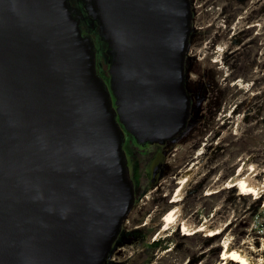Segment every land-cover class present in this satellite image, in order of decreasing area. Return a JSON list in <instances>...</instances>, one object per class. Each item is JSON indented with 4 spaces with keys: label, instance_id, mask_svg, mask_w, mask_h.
I'll use <instances>...</instances> for the list:
<instances>
[{
    "label": "water",
    "instance_id": "95a60500",
    "mask_svg": "<svg viewBox=\"0 0 264 264\" xmlns=\"http://www.w3.org/2000/svg\"><path fill=\"white\" fill-rule=\"evenodd\" d=\"M87 1L116 111L68 0H0V264H103L134 201L119 123L141 144L186 125L189 1Z\"/></svg>",
    "mask_w": 264,
    "mask_h": 264
},
{
    "label": "rangeland",
    "instance_id": "374dc122",
    "mask_svg": "<svg viewBox=\"0 0 264 264\" xmlns=\"http://www.w3.org/2000/svg\"><path fill=\"white\" fill-rule=\"evenodd\" d=\"M191 2L192 4L190 5L189 3V5L192 6L194 12V29L196 28L195 30H198L191 41L193 42L191 46L195 47L192 48V52L199 48V56L203 55L207 57L209 56V46L216 34L215 30H213L216 29V26L213 29L211 27L209 31L205 30V27L198 29L196 26H203L208 21H212L214 25L221 22L220 27L223 28L226 23V16H224V11L221 8L223 9V6H230V2L229 0H191ZM252 3L256 4V1L253 0ZM68 5L71 8H76L80 15V28L85 35H88L93 45L96 74L106 84L110 94L111 107L116 111L115 95L110 88L108 64L112 60L110 45L103 37L101 26L95 14L90 9L87 0H68ZM212 10L213 12L210 14L209 11ZM218 12L221 13L218 16L220 21L217 22V19L210 15ZM240 20H244V18ZM262 25L260 30L264 29V23ZM253 34L250 31L248 37H252ZM222 40H225V38ZM224 42L221 48L224 47L225 49L226 46L224 45H226V42L225 44ZM249 52L251 50L248 49V51L240 56L238 55V58L235 56L229 58L228 64L233 68L240 66L244 54ZM230 70L233 76H240L237 73V69ZM227 71L229 72V70ZM193 75L190 78H195ZM236 80V78H233L229 87V91L232 92V97L234 98L228 108L229 110L234 107L237 99L243 97L245 88H248L250 91H255L250 85V79H240L238 81L239 83ZM239 92L240 95L238 98H235ZM231 117L234 120L227 122V124H231V131L226 130L225 138L223 139L229 142V144H226L227 150L220 152L215 161L212 160L211 147L213 145H210L212 132L209 131L208 127L202 129L201 132H197L195 128L189 126L187 128L188 131L179 133L174 138L164 142H147L141 144L134 139V146H138L136 154L139 158L136 173V180L138 182L137 193H135L133 204L125 216L128 221H125L126 225L124 227L126 229L123 230L130 232L136 229L137 226H140L139 229L143 228L140 230L142 237H138L137 234L139 232H137L135 235H125L121 239L116 238L103 264H143L146 253L149 257L151 256L148 264H182L179 248L180 244L184 243L183 237H188V239H185L187 245L184 247L186 249L188 248V250L192 251L193 247L199 246L200 251L204 250L205 255L197 264H218L221 262V254L223 252L221 243L226 238H230L234 246L247 247L248 240L245 236L246 228L259 202L264 197V189L258 198L254 197L253 192L242 191L239 186L218 189L227 178L231 175L234 176L236 166L244 160L256 165L257 170L261 171V174L257 178L258 180L262 179L264 175V123L258 127L256 125L254 126L251 119H244L245 114L243 111L238 115L233 114ZM231 117L227 118L230 119ZM224 118L226 117H222L221 120H224ZM235 121L236 127L234 126ZM119 125L124 136V131L126 130L120 123ZM122 152L127 165V174L131 179V170L128 167L129 159L123 149V145ZM156 153H163L165 160L159 177L156 181H152L150 170ZM240 157L242 158L239 161L238 158ZM214 163H218V170L216 171L213 169ZM188 167L191 168L190 172L192 171L191 178L181 189L180 199L176 203L171 202L170 199H172L177 189L178 183L176 180L180 176V171ZM228 168H231V172ZM228 171L230 172L229 174H227ZM251 171L249 169L248 172ZM223 175L225 176L223 177ZM216 176L219 177L218 180H215ZM212 190L218 191L207 194V191ZM210 204L211 209L207 210L206 208ZM174 205L180 209V218L182 220L190 221L198 226L201 224L195 223L194 219V214L197 211L202 215L200 219L202 223L204 220L211 219L217 227L222 226L225 222L227 224L225 226L223 225L224 227L222 226L215 235H210L204 231V234L203 232H198L187 236L182 234V228L176 224L172 225L160 236L159 234L162 229L159 233L157 232L158 235H155L157 239H154L153 235L143 237L149 232L147 231L148 228L150 231H153L155 228H158L159 224L161 227L162 221L160 220L163 213ZM211 213H214V215L211 216ZM153 240H160L163 247L159 249H148L147 245L149 241L152 242ZM229 264L237 263L230 261Z\"/></svg>",
    "mask_w": 264,
    "mask_h": 264
},
{
    "label": "flooded vegetation",
    "instance_id": "af4514ba",
    "mask_svg": "<svg viewBox=\"0 0 264 264\" xmlns=\"http://www.w3.org/2000/svg\"><path fill=\"white\" fill-rule=\"evenodd\" d=\"M188 1L191 5V0ZM255 1L256 4L252 3L253 0H229L230 6H223V9L221 8V10L224 11V16H226V23L224 24L223 28L220 27V25L222 24L221 22L214 25L212 21H208L207 23H205L206 25L204 24L203 26H196L198 27V29H202V27H205V30L208 31L211 27V29H213L214 26H216V29H213L215 30L216 34L214 35V39L211 41V44L209 46V56L207 57L203 55L199 56V48L192 52V48L195 47L191 46V43H193L191 41L193 40L198 30L196 31V28L194 29V12L192 6H190L192 11L191 31L183 62L184 87L190 99V106L186 125L180 133L185 132L189 126H191V128H195L197 132H201L202 129H206L208 127L209 131L212 132L210 145H213L211 147L213 161L217 159L220 152H225L227 150L226 144H229V142L223 139L225 138V131H231V124H227V122L234 120L232 119L231 115H238L241 111H243L245 114L244 119H251L254 126L256 125L258 127L260 124L264 123V29L260 30V27L263 26L262 24L264 23V0ZM212 12L213 10L209 11L210 14ZM220 13L221 12H218L210 16L216 18L218 22L220 21V19L218 18ZM241 18H244V20H240ZM250 31L254 33L252 37H248ZM223 38H225V40H222ZM224 41L226 42V45H224L226 46L225 49L224 47L221 48V45ZM233 45L235 46L233 47ZM248 49L251 50V52H249L251 55L249 53H245L241 65L234 67L235 70L237 69V73L240 76H233L230 69L234 68L228 64L229 58H232L233 56L238 58V55L240 56L244 52L248 51ZM238 67L240 68L238 69ZM227 70H229V72ZM192 74H194L193 76L195 78H190ZM233 78L237 79L236 82H238L240 79H250V85L255 89V91H250L248 90V88H245V94L243 95V97L237 99L235 101L234 107L229 110L228 108L234 100V98L232 97V92L229 91V87ZM239 95L240 92L235 96V98H238ZM228 110L229 112L227 113ZM222 117L226 118H224V120H221ZM227 117L231 118L228 119ZM234 126L236 127V121ZM134 147L137 150L138 146ZM124 151L129 159L128 167H130L131 170V181L133 183L135 198L138 183L135 179L137 173L135 172L136 170H134L135 163L133 162L131 154L126 150ZM159 154L163 153H156L151 164L150 175L152 181H156V179L159 177L165 160V155L163 154V159L159 168L156 169L155 172H153L154 161ZM240 158H238V160ZM240 165L241 163L236 166L235 173ZM213 169L214 171L218 170V163H214ZM228 170L231 172V168H228ZM182 171L183 170L180 171V175ZM229 171L227 172V174L230 173ZM224 176L225 175H223V177ZM178 179L176 180L178 185L175 193L179 188ZM216 179L218 180L219 177L216 176L215 180ZM173 198L174 196L172 197V199ZM172 199H170L171 202ZM206 209L210 210L211 204ZM165 212H167V210ZM165 212L163 213V215L165 214ZM194 215L195 223L201 224L202 220L200 219L202 215L199 214L198 211ZM212 215H214V213H211V216ZM162 217L160 221H162L163 225ZM125 221H128L126 217L122 221L120 231L117 235L118 239H121L125 235L129 234L135 235L137 232H139L138 234L140 235L139 236L137 234V236L142 237L140 230L143 228L139 229L140 226H137L136 229L130 232H125L123 230L126 229L124 227L126 225ZM145 223H147V221H145ZM162 225L160 227L159 224L158 228H155L153 231H150L148 228L147 231L149 232H147V234H145V236L143 237L153 235L154 239H157L155 235H158L159 231L162 229ZM182 234L184 233L182 232ZM185 239H188V237H183L184 243L180 244L179 248L182 264H197L198 261L205 255L203 252L204 250L200 251L199 246L193 247L192 251L188 250V248L186 249L184 247L187 245L185 243ZM149 244H156L152 249H159L163 247L160 240H153L152 242L149 241ZM150 258L151 256L149 257V260ZM185 258L187 259L184 260Z\"/></svg>",
    "mask_w": 264,
    "mask_h": 264
},
{
    "label": "bare ground",
    "instance_id": "6f19581e",
    "mask_svg": "<svg viewBox=\"0 0 264 264\" xmlns=\"http://www.w3.org/2000/svg\"><path fill=\"white\" fill-rule=\"evenodd\" d=\"M242 158V157H241ZM240 158V159H241ZM239 159V161H240ZM245 159V157H244ZM190 167L184 169L179 176V188L172 199V202L178 201L181 195V189L186 185L188 180L191 178L192 171L190 172ZM252 170L251 172H248ZM261 174V171L257 170V167L253 163H248V161H242L234 176H230L223 184L219 187L218 190L223 189L224 187H234L239 186L244 192H253L254 197L258 198L261 191L264 189V175L261 180H258V175ZM218 190L207 191V194L215 193ZM213 216V215H212ZM163 225L162 231L159 236L163 234L164 231L168 230L172 225L178 224L179 227L182 228V232L187 235H191L197 232H206L210 235H215L219 232V229L222 226H216L211 219L204 220L201 225L193 224L190 221L182 220L180 218V209L175 205L172 206L165 212L162 217ZM223 226V227H224ZM247 247H237L234 246L230 238H226L223 240L221 245L223 246V252L221 254L222 261L218 264H229L230 261L237 264H264V243L261 242H253L248 240Z\"/></svg>",
    "mask_w": 264,
    "mask_h": 264
},
{
    "label": "built area",
    "instance_id": "2783aa9c",
    "mask_svg": "<svg viewBox=\"0 0 264 264\" xmlns=\"http://www.w3.org/2000/svg\"><path fill=\"white\" fill-rule=\"evenodd\" d=\"M245 236L247 240L264 243V197L259 202L255 213L252 215Z\"/></svg>",
    "mask_w": 264,
    "mask_h": 264
},
{
    "label": "trees",
    "instance_id": "16d2710c",
    "mask_svg": "<svg viewBox=\"0 0 264 264\" xmlns=\"http://www.w3.org/2000/svg\"><path fill=\"white\" fill-rule=\"evenodd\" d=\"M134 138L132 137V135L130 133H128L127 131H124V143H123V149L126 150L127 152H129L132 156L133 162L135 163L134 166V170H136L135 172H137L138 169V156L136 154V149L134 147ZM136 179V178H135ZM156 244H148L147 248L148 249H152L154 248ZM149 261V256L146 253L145 255V259L143 260V264L148 263Z\"/></svg>",
    "mask_w": 264,
    "mask_h": 264
}]
</instances>
